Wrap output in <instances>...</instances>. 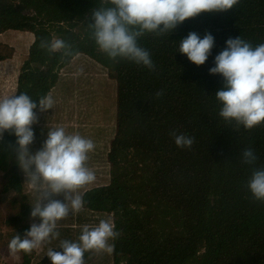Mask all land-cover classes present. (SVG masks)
I'll return each mask as SVG.
<instances>
[{"label": "trees", "instance_id": "obj_1", "mask_svg": "<svg viewBox=\"0 0 264 264\" xmlns=\"http://www.w3.org/2000/svg\"><path fill=\"white\" fill-rule=\"evenodd\" d=\"M111 6L108 0H0V40L18 25L33 24L36 31L51 32L48 41L63 39L72 48L66 57L42 49L41 42L25 51L13 49L10 65L17 75L12 96L25 93L39 105L58 86L60 72L73 71L74 60L84 66L74 84L77 99L101 74L110 80L106 89L95 85L87 105L77 108L88 114L82 126L74 120L75 134L95 144L86 161L95 180L81 187L84 207L77 213L89 227L103 219L121 233L109 241L115 245L111 264H264V202L247 188L253 170L264 168V123L245 129L220 117L216 92L224 78L209 73L229 38L240 37L253 47L264 43V0H238L225 12H201L161 35L146 32L137 42L150 52L154 70L112 60L98 48L89 27L92 14ZM191 32L201 39L206 33L214 37L203 65L179 52L180 41ZM84 78L94 83L87 85ZM159 91L163 95L158 97ZM42 120L31 152L42 147L50 130L42 129L49 118ZM170 130L193 137V145L177 147ZM15 141L6 131L0 142L5 178L0 198L14 196L20 206L3 222L9 242L30 228L31 213ZM249 147L257 156L251 165L242 163L241 155ZM63 240L52 250L62 251ZM17 254L19 264H52L34 249ZM91 256L85 252L84 264Z\"/></svg>", "mask_w": 264, "mask_h": 264}, {"label": "clouds", "instance_id": "obj_2", "mask_svg": "<svg viewBox=\"0 0 264 264\" xmlns=\"http://www.w3.org/2000/svg\"><path fill=\"white\" fill-rule=\"evenodd\" d=\"M238 0H108L111 7L96 8L92 14V39L98 48L112 60L127 59L149 70H154L151 54L138 44V38L146 32L161 35L175 30L178 24L201 12H225L232 9ZM162 25V27H161ZM214 37L206 33L201 39L191 32L180 41L179 52L196 65H203L211 53ZM40 47L49 53L61 52L72 55L71 45L63 39L42 40ZM215 66L209 69L212 75L224 78L223 87L216 92L221 102L219 115L226 121L235 120L245 129L264 123V43L253 47L240 37L229 38L226 48L214 59ZM78 69L76 75L83 74ZM156 95L162 96L159 91ZM51 95L33 99L20 93L0 99V142L7 131L16 137L15 158L26 174L29 185L39 192V197L30 213V218H39V223H31L23 237L16 234L9 242L11 254L31 251L50 237L59 235L55 231L57 222L70 212H79L84 207L77 190L95 180V173L86 167L88 153L95 144L91 139L79 134H67L63 127L47 132L42 147L33 152L29 146L34 141L32 125L37 122L35 109L46 112L52 109ZM175 145L190 148L194 138L170 130ZM9 148L13 146L8 145ZM242 163L254 164L257 160L254 149L242 152ZM252 197L264 202V168L254 169L247 182ZM41 189H43L41 191ZM62 196L63 199H55ZM121 233L115 225L101 219L94 227L84 225L78 242L63 240L62 251L49 250L47 257L52 264H84V254L90 250L113 253L115 241Z\"/></svg>", "mask_w": 264, "mask_h": 264}, {"label": "rangeland", "instance_id": "obj_3", "mask_svg": "<svg viewBox=\"0 0 264 264\" xmlns=\"http://www.w3.org/2000/svg\"><path fill=\"white\" fill-rule=\"evenodd\" d=\"M24 30L26 32H16ZM51 37V32L48 30L43 31H36V27L33 24H25V25H18L13 28L12 33H9L8 38H2L0 40V99H4L6 97H12L13 90L15 88V78L16 73L13 71L12 66L10 65L12 61V56L15 50H18L20 48L21 50H26L28 46H30L31 43H40L42 40H49ZM17 41H21L20 44L23 46H19ZM15 49V50H13ZM20 53V51H17ZM3 58H6L5 60ZM83 63L75 61L71 65V70H73L71 73H65L60 72V80L58 86L50 93L54 100V105L52 109H48L46 112H40L36 114L37 116V122L32 125V129L34 131V141L29 146V151H34L36 146L35 143L38 131L40 130L39 127L44 124L42 123V118L47 117L49 118L48 121H46V125L42 127V129H54L57 127H63L65 129V132L67 134H75L74 132V126L77 127L78 125H81V118L87 119L88 114L87 112H82L81 114L78 113V107H85L90 100L87 93H90L93 90H96V86L101 85V88L106 89L108 86V83L110 82L109 78L106 77V74H101V80L99 82H88L86 79H81L82 81H85L88 84L94 83L95 85H90L87 88V92L84 94V96L77 99V92L74 87V84L76 83V80H79V76L84 75H76L78 69L83 68ZM96 73L98 74L97 70ZM89 71L85 73L86 76H89ZM68 76V77H65ZM65 86H68V90H65ZM107 93V92H106ZM107 95H110L107 94ZM110 98V97H109ZM89 109V108H87ZM74 112L72 113V111ZM76 121V123L74 122ZM100 122L105 123L106 120L103 118L99 119ZM39 125V127H38ZM48 126V127H47ZM72 128V130L69 131V129ZM72 131V132H71ZM44 136V135H43ZM47 138V137H45ZM34 153V152H33ZM22 171V175L24 178V196L28 198V205H30V208L32 210V206L35 205V203L38 200L39 192L37 190H34L28 183L26 179V174ZM5 178L3 175L0 174V194L2 191V185ZM43 189H41L42 191ZM76 194H81V188H79L76 192ZM55 199H63L62 196H54ZM20 209L19 203L16 199V197H11L7 201H2L0 198V264H19L20 259L17 253L11 254L8 249L9 240L7 239L6 235L9 231L4 227L3 222L14 216L16 213H18ZM77 217H80L79 222L77 221ZM82 214H79L77 212H70V214L57 222V227L55 229L56 232L59 233L58 236L55 238L50 237L49 239L42 242L40 245H38L36 248H34V252L36 255H40L41 257L45 256L47 252L58 244V242L65 237L67 240L72 242H78V238L81 234L82 228L84 225H87L83 223L82 221ZM29 224L35 222L39 223V218H36L35 220H32L29 217ZM91 260L89 264H111L109 254L107 252L103 251H95L90 250Z\"/></svg>", "mask_w": 264, "mask_h": 264}]
</instances>
